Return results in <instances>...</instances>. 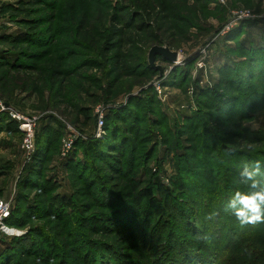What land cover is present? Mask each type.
Wrapping results in <instances>:
<instances>
[{"label": "rangeland", "instance_id": "374dc122", "mask_svg": "<svg viewBox=\"0 0 264 264\" xmlns=\"http://www.w3.org/2000/svg\"><path fill=\"white\" fill-rule=\"evenodd\" d=\"M27 32L37 37V40L45 39L44 42L33 40L15 44L0 43L3 51L10 47L23 52L25 62L23 67L13 69L0 59V100L10 109L39 120L38 145L42 149L47 144L51 145L50 136L42 134V130L49 125H55L52 117L61 120L66 125V130L59 143L61 145L53 146V151L48 153H42L40 149L35 154V159L28 162L29 157L23 148L24 133L20 129V132L0 129V201L10 203L11 212L18 205L23 209L27 207V203H18L19 184L28 173L27 166L31 165L27 183L33 181L35 187L26 189L23 193L28 194L31 201L45 207L49 212L47 215L31 217L23 230L6 224L18 232H28L31 229L30 234L32 237L37 236L35 240L40 247L39 251L32 249L25 258H15L10 264H98L89 259L90 254L85 252L81 235L114 248V258L117 257L114 264H134L135 260L144 258L150 263L151 260L163 262L159 254L166 245L167 248L174 249L172 258L177 264L181 263L183 257V262L193 264L183 252L187 251L189 242L199 243V238L192 233L194 230L189 226L190 220L185 221L186 217L179 223L175 219L177 227L172 229L165 225L160 226L161 233L157 240L161 238V241L156 244L154 254L148 255L136 236L128 234L127 231L120 233L121 228L118 230V227L113 226L110 231L106 226L97 224L95 228H90L88 223L78 226L77 220L70 213L57 211L52 204L53 194L44 191L46 178L43 179L39 174L44 172L47 178L52 177L59 186L60 195H72L74 187L62 164L65 162L62 157L65 141L70 134L75 133V150L78 140L97 138L100 116L106 110L108 113L122 110L123 119L113 121L109 136H106L104 125L103 137L106 136L108 145L113 144L110 135L116 137L117 134L119 147L109 151L114 150L116 156L110 158L109 152H106L104 159L96 161L97 176L85 173L75 178L74 182L81 207L83 204V208L87 210L86 217L108 213L115 216L123 226L128 225V220L115 212L118 201L125 199L139 213H143L146 205L138 207L134 203L136 196L146 192L151 178L158 186L173 190V181L178 176L176 157L186 152L164 148L159 135L163 129L153 126L146 108L141 110L132 105V102L139 97L155 94L157 109H161L168 117L173 132H177V125L185 127L184 118L198 110V93L204 89H221L224 84L221 82L224 80L222 69L243 61L244 58L239 53L240 47L246 50L264 47V0H0V38H17ZM154 47L167 48L177 53V61L174 63L162 55H157L153 66L150 52ZM258 64L243 69L247 84L257 75ZM259 77L264 79V69ZM224 89L232 94L236 91L232 87ZM210 104L209 100H200V107L211 128L209 133L217 136L214 157L203 156L202 145L206 133L200 129L198 133H191L187 125V129H182V138L191 149L187 153L193 155L199 149V154L194 159V176L188 177L190 183H193L192 179L204 183L206 164L209 163L212 165L211 173L217 177L216 181L209 184L211 188L217 184L223 189L222 180L218 178L220 174H217L218 167H221L219 172H224L222 177L228 176L233 180L234 186L240 188L238 198L261 191L258 184L256 188H252L254 180L242 175L244 170L238 173L229 168L222 171L218 156L223 155L226 157L225 161L236 165L237 161L229 149L237 147L240 150H249L244 146L249 142L245 140V136L248 131H261L264 128V109H259V113L252 119L242 123L235 121L229 114L223 115V119L216 117ZM85 109H89L88 112L94 115L93 122L86 129L81 125L85 122L82 118L85 116ZM3 117L9 123L12 121L8 115H0V126L6 128ZM157 119L160 120V116ZM12 123L19 128V123ZM85 123L89 121L86 120ZM80 129H85V133ZM154 132V143H159V150L154 157L151 156L148 167H141L137 171L139 183L132 187L134 184L131 176L124 174L127 168L125 158L131 161L134 156L140 158L143 149L150 145L148 135L154 136ZM138 140L142 142L139 145L144 148L136 149ZM252 144L251 151H259L264 156V141ZM121 145H124L123 151ZM134 145L135 149L131 150ZM59 146V151H56ZM135 161L142 166L140 159ZM102 188L110 195L104 201L111 204L110 207L103 208L100 205L103 203L102 198L106 199ZM159 194L154 196L158 197ZM145 195L148 196L147 193ZM227 195V192L223 193V197L231 200L232 196L228 198ZM169 203L172 207L173 199H169L165 206V215L170 214ZM38 212L42 214L41 211H36L35 214ZM174 214V217L179 216L176 212ZM164 217L160 212L153 214L150 222ZM141 219L143 214L140 224ZM237 223L232 226L245 227V224ZM140 224L134 223L132 227L135 229ZM36 231L42 232L46 236L45 240ZM162 231L166 234H162ZM15 237L17 236L11 233L0 234V246ZM223 261L224 259L220 262Z\"/></svg>", "mask_w": 264, "mask_h": 264}, {"label": "trees", "instance_id": "16d2710c", "mask_svg": "<svg viewBox=\"0 0 264 264\" xmlns=\"http://www.w3.org/2000/svg\"><path fill=\"white\" fill-rule=\"evenodd\" d=\"M22 35H18L19 37L17 38L4 36L0 38V43L15 44L21 41L28 42L33 40L42 43L45 40H37V37L31 36L28 32L25 33V35ZM239 53L240 56L244 58L243 61L237 62L233 67L227 66L221 71L222 78L224 79L221 81L224 83L222 86L223 89H204L199 92L196 99L198 110L194 111L190 116H186L184 118L183 121L185 127L181 128L177 125L176 133L173 132L174 129L170 126L168 117L163 114L161 109H157L158 102L155 94L145 98L142 95L143 97H139L137 100L132 102V105L141 110L146 108L145 111L147 112L149 119L152 120L153 126L163 129V131L157 133H159L162 137L164 148H167L170 151L186 150L184 155H180L178 158L176 157V170L178 176L173 181V190L158 186L151 178L146 192L144 194L141 193L138 197L136 196V198L134 197V203L138 207L140 205H146L143 213H139V211L125 199L119 200L116 205L115 212L118 214L120 213L124 220H128V225L126 226H123V224L120 223L115 216L108 213H99L90 218L86 217L87 215L85 214L87 210L83 208V204L81 207V201L78 198L77 191L75 189L76 186L74 179L84 175L85 173H93L97 176L98 170L96 161L98 159H104L106 157V152H109L111 148L115 149L119 147L117 134L116 137L114 135H110V141L113 143L111 146L108 145L106 136H109V132L112 130L113 121L115 119L118 121L123 119L121 117V112L123 111H110L106 116L105 122L107 135L103 137V139L93 137L92 139L78 140L74 152L71 153L70 156L65 159V162L62 163L69 173L72 187H74L72 195H60L58 193L59 186L56 185L57 183H55V180L52 177L47 178L44 172L39 174L43 179L46 178L45 185L47 188L45 187L44 191L53 194L52 204L56 206L57 211L63 210L70 213V215L72 217L74 216L77 220L78 226L86 225L88 223L90 228H95V224H97L98 226H106L105 228H109L110 231L113 229V226L116 228L118 227V230L121 228L119 230L120 233L127 231L128 234L135 235L136 239L141 242V246L145 249V253L148 255L154 254L153 251L156 244L161 241V238H158L159 240H157V237L160 236L161 233L159 227L165 225L166 227H171L172 229L176 226L175 219H177L179 223V221L181 222V220L186 217L185 221H187V219L190 220L189 222L191 225L189 226H191L194 230L192 233L199 238V243L189 242L187 245V251L183 252L185 254L184 256L190 259L193 264H264V222L263 224H260V222L255 224L246 223L247 225L245 224V227L240 225L238 227L232 226L238 224L237 222H239L235 212L238 209L243 211L248 210L244 208V205L240 202L242 197L240 196L241 198H238L240 188L234 186L233 180H230L228 176L222 177L224 172H219L221 167H218L217 174H220L218 178H221L222 180L221 184H223V189L220 186L218 187L217 184H215L216 186L213 188L209 185L213 181L217 180V177L211 173L212 165L209 163L206 164L207 171L204 183H199L197 180L194 181V179H192L193 183H190L191 180H189L188 177L193 175V165L196 160V156L199 154V149L197 148L196 153L193 155L189 152L187 153V151L191 149L185 144V141L182 138V129H187L186 125L191 129V133H198L200 129L203 133H206L204 137V145H202L203 156H210L211 158L214 157V146L218 143L217 136L209 133L211 128L208 120L206 119L205 112L200 107L201 99L209 100L211 103L209 105L211 111H215L216 117L223 119V115L225 116V114H229L235 121L242 123L252 119L254 115L259 113V109H264V79L259 77V73L261 74L264 69V47H260L259 49L250 48V50L240 47ZM23 56V52H18L10 47H8L7 51L0 49V59H3V63L9 65L13 69L24 66L25 62ZM256 63L260 64L257 65L258 73L256 76H253V78H251L252 80L249 81L250 83L247 84V81L244 79L246 74L243 75L242 73L243 69L249 65H255ZM230 87L236 89L234 94L224 89ZM151 93H153V91ZM155 105L156 107H154ZM88 110L89 109H85V116L82 117L85 122L86 120L89 121V123L84 122L81 124L85 129L88 128L91 122H93L94 116L93 113H90V111L88 112ZM157 116H160L161 119H157ZM3 118L2 119L6 123V128L0 126V129H14L20 132L18 126L15 123H12L13 121L9 123L6 117ZM3 120L1 122H3ZM52 121L56 126L49 125L42 130V134L50 136L49 139L51 141V145L47 144L42 149L41 145H38L40 133H37V148L31 160L35 159V154L40 151V149L42 153L46 151L47 153L53 151V146L58 145L65 136L66 125L61 120H57L54 117H52ZM94 128H96V125ZM85 129L80 130L85 133ZM155 133L156 132H154V136L148 135L150 145L146 149H143V153L140 154V158H136L134 156L132 158L133 161L129 160V158H125L124 163H126L125 166H127V168H125L124 174L126 176H131L132 183L134 184L132 187H136L139 183L137 180V174L139 173H137V171L143 167H148L150 158L154 157L157 150H159V143H154L156 140ZM245 140H249L247 145H244L249 150H240L237 147H231V149H229L230 154H232L237 161L236 165H232L231 162L225 161V156H218V160L221 161L220 164L222 165V171H226L229 168V170L237 173L238 171L244 170L242 174L244 176H248L247 174L251 173V178L254 182L259 185V188L264 190V156H262L259 151H251V147L253 146L252 143L264 141V128L261 129V131H248L245 136ZM151 143L154 145H151ZM139 144H142V142L138 140L136 149L140 147L144 148L143 145ZM120 148L121 151H123L124 145H121ZM59 149L60 146L56 148V151H59ZM103 149L105 150L102 151ZM132 149H135V145L131 147V150ZM113 152L115 151L111 150V152H109L110 158L116 156ZM138 159L141 160L140 162H142V166L136 163L135 160L138 161ZM224 161L226 164L225 167ZM257 164H259L258 171L256 167ZM30 166H27V175L31 174L29 171ZM26 176L22 178L19 184L20 195L18 197V203H27V207L23 209L20 205H18V207L16 206L15 211L11 212V216L7 220L8 226L18 230H23L24 226L29 223L31 217H37L38 215L43 216L49 213L48 210L46 211L45 207H41L33 200L31 201L29 199V195H25L23 193L26 189L35 187V183L33 181L27 183L30 177L29 175L27 177ZM102 189V193L106 199L102 198L103 203H100V205H102L103 208L105 206L110 207L111 204L104 202L110 195L105 188ZM225 192H227L228 198H231L232 196L231 200H227L226 197H223V193L225 194ZM146 193L148 195L147 197L145 195ZM157 193H160L159 196H154ZM145 197L147 199L143 201ZM169 199H173L174 205L171 207L169 203L168 212L170 211V214L165 215V206L168 204ZM185 205H187V207ZM36 211H41L42 214L38 212L36 215ZM159 212L165 217L163 219L159 218L158 220L150 222L153 220L150 216H153V214L157 215ZM174 212L179 214V216L174 217ZM142 214L143 219H141L142 221L140 224L139 220L142 217ZM132 223L140 225H137L134 229L132 227ZM184 224L182 225L184 226ZM234 227L236 230H234ZM42 230L46 231L45 229ZM30 233L31 229H29L28 232L25 231L23 236L15 237L13 240L4 242V245L0 246V264H10L15 258L21 260L29 255L32 249L39 251L38 248L40 247L37 246V242L35 240V237L37 236L33 235L34 237H32ZM36 233H41L43 236L42 238L45 240L46 236L43 235L42 232L36 231ZM162 234H166V232L162 231ZM81 236V239L83 240L82 243H84L85 246V252L90 254L89 259L92 262H97L98 264H103V262L104 264L115 263L114 261L117 257L114 258V254H116L113 250L114 248L112 249L109 245L102 244L98 241L93 242L89 240L88 236ZM227 236L229 237L228 239L225 238ZM173 250L174 249L167 248V245L164 251L162 249V252L159 254V258L163 260V262L159 260H151L150 263L143 257V260H135L134 264H177L176 260L172 258ZM42 252L43 251L41 250V253ZM176 252L178 251L176 250ZM184 258L185 257L182 258L180 264H186L183 262ZM222 259H224V261L220 262Z\"/></svg>", "mask_w": 264, "mask_h": 264}, {"label": "built area", "instance_id": "2783aa9c", "mask_svg": "<svg viewBox=\"0 0 264 264\" xmlns=\"http://www.w3.org/2000/svg\"><path fill=\"white\" fill-rule=\"evenodd\" d=\"M108 113V110L105 111L100 116L99 127L96 131V137L98 139H102L104 135V120ZM6 114L9 116L11 121H15L19 123V129L24 133V140H23V148L24 151L28 155V162L31 161L35 151H36V134H37V126H38V119L32 117H26L8 107V105L4 104L0 100V115ZM77 136L75 133L70 134L69 138L65 141V145L62 147V157L67 159L70 154L73 152L75 147V140ZM11 204L7 202L0 201V234L4 233L6 235H15L17 237H21L25 234V232H18L14 229H10L7 224V220L11 216Z\"/></svg>", "mask_w": 264, "mask_h": 264}, {"label": "clouds", "instance_id": "9594fccd", "mask_svg": "<svg viewBox=\"0 0 264 264\" xmlns=\"http://www.w3.org/2000/svg\"><path fill=\"white\" fill-rule=\"evenodd\" d=\"M257 171L259 170V164H257ZM251 177V173L247 174ZM252 188H256L257 184L252 183ZM241 204L244 205L249 211L237 210L235 215L241 224L246 223H258L264 222V190L256 191L252 195L242 197L240 200Z\"/></svg>", "mask_w": 264, "mask_h": 264}, {"label": "water", "instance_id": "95a60500", "mask_svg": "<svg viewBox=\"0 0 264 264\" xmlns=\"http://www.w3.org/2000/svg\"><path fill=\"white\" fill-rule=\"evenodd\" d=\"M157 55H162L168 59L171 60V62H176L178 55L177 53L171 52L167 48H162V47H154L151 52H150V62L153 66H155V58ZM161 70V68H159ZM162 71V70H161Z\"/></svg>", "mask_w": 264, "mask_h": 264}]
</instances>
